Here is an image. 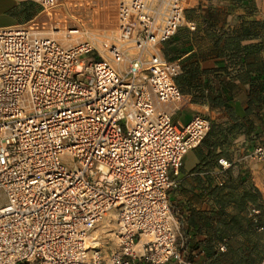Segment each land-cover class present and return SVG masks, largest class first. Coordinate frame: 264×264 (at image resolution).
Wrapping results in <instances>:
<instances>
[{
	"label": "built area",
	"instance_id": "1",
	"mask_svg": "<svg viewBox=\"0 0 264 264\" xmlns=\"http://www.w3.org/2000/svg\"><path fill=\"white\" fill-rule=\"evenodd\" d=\"M29 1L40 17L0 27V264L184 263L169 192L211 129L168 108L182 64L163 51L188 1Z\"/></svg>",
	"mask_w": 264,
	"mask_h": 264
},
{
	"label": "crops",
	"instance_id": "2",
	"mask_svg": "<svg viewBox=\"0 0 264 264\" xmlns=\"http://www.w3.org/2000/svg\"><path fill=\"white\" fill-rule=\"evenodd\" d=\"M187 1L184 22L163 51L166 59L182 64L184 100L168 108L179 126L202 115L212 127L188 152L194 151L190 167L188 153L184 156L170 200L183 210L181 227L188 229L192 213L202 215L203 227H190L196 245L186 251L195 260L242 264L251 257L259 264L264 259V160L251 155L264 142V0ZM42 14L36 2L0 0V27ZM221 159L230 165L224 167ZM219 189L218 215L214 192Z\"/></svg>",
	"mask_w": 264,
	"mask_h": 264
},
{
	"label": "trees",
	"instance_id": "3",
	"mask_svg": "<svg viewBox=\"0 0 264 264\" xmlns=\"http://www.w3.org/2000/svg\"><path fill=\"white\" fill-rule=\"evenodd\" d=\"M212 127V126H211ZM211 130V129H210ZM210 132V131H209ZM208 135V134H207ZM205 140V139H204ZM203 140V141H204ZM214 196H216V205L218 206V211H216L218 213V215L220 214V210L221 208L223 207V202H222V197H221V190H217V192L215 193L214 192ZM251 198V199H250ZM250 198H247L246 200H253V196H251ZM178 216H180L181 214V217H183V210L180 209L178 207ZM259 221V220H258ZM196 225H199V228L203 227L204 225V221L202 219V215H194L193 213L189 216L188 218V229L184 228L183 226L181 227V232H182V240L178 242V247H179V250L182 254V257H183V260H184V263H180L178 260H175V259H172L170 261H168L166 264H195L198 262V264H201L200 261H197L195 260L196 259V255L189 252L187 253V248L190 246L191 249L196 245L195 244V238H191L190 239V232H191V226H196ZM190 239V240H189ZM221 252H223L221 250ZM212 254V253H211ZM214 255H217L218 253L214 252L213 253ZM264 260V259H263ZM261 260V262L263 261ZM203 262V260H201ZM261 262H259V264H261ZM142 264H148V263H145L143 262ZM242 264H253V259H251V257H249L248 259H246L245 262H243Z\"/></svg>",
	"mask_w": 264,
	"mask_h": 264
},
{
	"label": "rangeland",
	"instance_id": "4",
	"mask_svg": "<svg viewBox=\"0 0 264 264\" xmlns=\"http://www.w3.org/2000/svg\"><path fill=\"white\" fill-rule=\"evenodd\" d=\"M44 18H45V16H44ZM52 36L56 37L64 45H69V44L74 42V39L73 40L66 39V37H65V35L63 33L53 34ZM74 38H76V37H74ZM96 47L99 48V50H100L102 55H104L107 58L109 57V53L107 52V50H104L102 45L97 44ZM93 56H96L98 58L101 57L97 51H95V53L91 55V57H93ZM192 163H194V151H191L186 156V166L190 167L192 165ZM6 201H7V199H6V196H5V192L3 191V189H0V206L4 205L6 203ZM170 202H171L172 210L174 211V213L176 214V216L178 218V222H179L178 241L180 242L181 241L182 217H181V214H180V216H178V214H177V212L179 210L178 209L179 204L174 203L171 200H170ZM109 221H110V218H108L107 222L109 223ZM110 225L114 227L115 226L114 221H110ZM103 241H104L103 249L107 250L108 252H110L112 249H115V248L119 247L117 238L115 236H113L112 234H105V236L103 237Z\"/></svg>",
	"mask_w": 264,
	"mask_h": 264
}]
</instances>
